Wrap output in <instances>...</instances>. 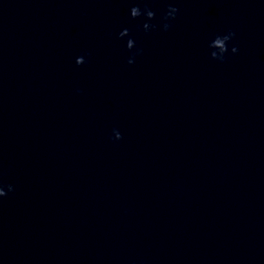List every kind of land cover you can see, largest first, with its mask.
Instances as JSON below:
<instances>
[{
    "label": "water",
    "instance_id": "obj_1",
    "mask_svg": "<svg viewBox=\"0 0 264 264\" xmlns=\"http://www.w3.org/2000/svg\"><path fill=\"white\" fill-rule=\"evenodd\" d=\"M0 173V264H264V0H0Z\"/></svg>",
    "mask_w": 264,
    "mask_h": 264
},
{
    "label": "clouds",
    "instance_id": "obj_2",
    "mask_svg": "<svg viewBox=\"0 0 264 264\" xmlns=\"http://www.w3.org/2000/svg\"><path fill=\"white\" fill-rule=\"evenodd\" d=\"M179 13V9L169 5L165 14L162 17V28L164 31H168L169 28L172 26L170 21H174ZM130 16L132 19H137L140 17H145V22L143 23L142 27L145 32H149L150 30L156 29V24H151L149 21H152L156 18V13L150 9L149 7L145 6L141 8L139 5L133 6L130 9ZM119 38L123 39L124 37H129L127 39L126 48L129 50L131 55L128 58V64H133L135 62V57L142 53V49L136 47V42L134 39L131 38L129 29L125 28L119 32ZM236 33L232 30H228L224 34H217L212 38L208 44V47L212 50L210 52V56L212 59L223 62L226 58V54L229 52V45L235 39ZM135 49L133 52L132 50ZM239 51L238 47L233 44L231 46V53L236 54ZM76 64L82 65L86 63L84 56H79L76 58ZM113 138L115 140H121L122 134L113 129ZM2 176V173H0ZM14 191V187L12 184L5 185L0 179V198L7 196L9 193Z\"/></svg>",
    "mask_w": 264,
    "mask_h": 264
}]
</instances>
